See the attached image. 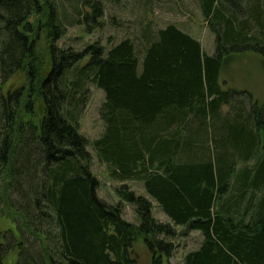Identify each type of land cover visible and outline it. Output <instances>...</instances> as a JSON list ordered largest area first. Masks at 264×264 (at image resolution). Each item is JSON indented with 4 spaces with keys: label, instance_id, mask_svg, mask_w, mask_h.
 Segmentation results:
<instances>
[{
    "label": "trees",
    "instance_id": "obj_1",
    "mask_svg": "<svg viewBox=\"0 0 264 264\" xmlns=\"http://www.w3.org/2000/svg\"><path fill=\"white\" fill-rule=\"evenodd\" d=\"M236 1L243 5L199 0L215 33L208 54L173 23L144 28L138 49L127 37L107 50L98 41L79 51L59 47L54 41L67 26L56 0H0L1 81L26 75V84L0 95V208L37 245L22 241L15 264H141L132 251L138 235L150 264H165L172 239L191 231L201 240L181 264H264V104L219 83L224 59L242 50L258 52L264 69V0ZM75 10L70 24L88 31L102 14L97 0ZM42 27L50 38L46 70L36 47ZM88 83L104 94V130L90 145L121 183L118 196L133 206L137 223L97 194L89 143L77 129ZM249 159L250 168L234 170ZM128 181L140 182L146 196ZM154 203L166 221L152 215ZM3 238L0 232V264L21 244Z\"/></svg>",
    "mask_w": 264,
    "mask_h": 264
},
{
    "label": "rangeland",
    "instance_id": "obj_2",
    "mask_svg": "<svg viewBox=\"0 0 264 264\" xmlns=\"http://www.w3.org/2000/svg\"><path fill=\"white\" fill-rule=\"evenodd\" d=\"M81 1L56 0L58 18L67 26L65 34L54 41L57 46L71 47L79 51L88 44L98 41L107 50L122 38L127 37L134 41L138 49L140 48L139 43L142 42L141 32L144 28L154 30L162 28L168 23H173L196 38L206 53L215 52V33L207 24L199 0H97L101 4L102 14L95 17L94 21L91 22L90 31L87 30L88 25L70 24V21L77 17L75 9ZM233 3L243 5L241 1L233 0ZM84 11L88 12V15L93 13L89 5L84 7ZM30 20L36 25L40 18L34 14ZM49 42L50 38L46 29L44 27L38 29L36 47L40 67L43 70L49 66ZM219 83L223 89L233 88L248 91L252 96V101H257L259 105L264 104V69L259 53L252 50H242L227 56L220 70ZM24 84H26V75L21 70L16 71L6 82H2L0 78V95L5 96L8 92L19 89ZM87 88L88 95L81 108L77 129L87 138L89 143L87 149L92 156L90 170L97 179V194L107 202L120 204L123 218L129 222L137 223L139 220L133 206L118 196L117 188L121 183L109 177L106 166L97 160L90 145L91 141L99 137L104 130V124L100 117V106L104 101V94L92 83H88ZM245 95L244 99H248L247 94ZM228 110L229 106L227 105L221 107L222 113H226ZM263 154L259 153L258 156L261 157ZM20 162L17 164L20 165ZM254 164V159L247 160L244 165L236 161L234 170L239 173L243 170V166L250 168ZM25 170H27V166ZM22 179L23 177H21ZM126 184L137 194L142 192L140 182L128 181ZM13 199L19 200L18 204H21L17 193L13 195ZM152 215L159 221H166L164 215L154 205ZM19 224V218L13 217L6 208H0V232L4 236L1 241L5 243L7 239L12 237L13 243L21 242L19 246L12 244L11 250L6 254L5 264H15L22 247V241H29L33 247L37 246L33 242V240L35 241L33 235L28 232L23 234L20 232L21 226ZM177 230L182 231L180 227ZM200 240L201 236L197 231L178 234L172 239L175 246L173 255L169 259H165V264H181L183 254L188 250L195 249ZM29 247L32 250L30 245ZM132 251L141 264H150L149 251L140 235L135 239Z\"/></svg>",
    "mask_w": 264,
    "mask_h": 264
},
{
    "label": "crops",
    "instance_id": "obj_3",
    "mask_svg": "<svg viewBox=\"0 0 264 264\" xmlns=\"http://www.w3.org/2000/svg\"><path fill=\"white\" fill-rule=\"evenodd\" d=\"M141 184V183H140ZM141 188H142V184H141ZM229 191V190H228ZM139 194H143V195H145L146 196V194H145V192H144V190H143V188H142V192L141 193H139ZM247 199H246V201H245V204H250L251 202H252V200H251V198H249V197H246ZM258 202V201H257ZM257 202H256V204H257ZM255 204V205H256ZM154 206H156V204L154 203ZM157 207V206H156ZM158 208V207H157ZM159 209V208H158ZM159 211L161 212V210L159 209ZM163 215H164V217H165V219L167 220V218H166V216H165V214L163 213V212H161ZM254 213H255V209H254V211L251 213V216H254Z\"/></svg>",
    "mask_w": 264,
    "mask_h": 264
}]
</instances>
